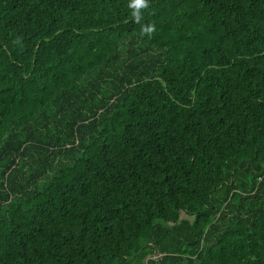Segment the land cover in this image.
<instances>
[{
    "label": "trees",
    "instance_id": "1",
    "mask_svg": "<svg viewBox=\"0 0 264 264\" xmlns=\"http://www.w3.org/2000/svg\"><path fill=\"white\" fill-rule=\"evenodd\" d=\"M129 3L0 0V264H264V0Z\"/></svg>",
    "mask_w": 264,
    "mask_h": 264
},
{
    "label": "clouds",
    "instance_id": "2",
    "mask_svg": "<svg viewBox=\"0 0 264 264\" xmlns=\"http://www.w3.org/2000/svg\"><path fill=\"white\" fill-rule=\"evenodd\" d=\"M129 7L132 8L133 16L139 18L140 16V9H147L149 7V0H130ZM155 31L154 25H147L142 28V35L147 34L149 37Z\"/></svg>",
    "mask_w": 264,
    "mask_h": 264
},
{
    "label": "rangeland",
    "instance_id": "3",
    "mask_svg": "<svg viewBox=\"0 0 264 264\" xmlns=\"http://www.w3.org/2000/svg\"><path fill=\"white\" fill-rule=\"evenodd\" d=\"M180 218L181 219H187V220H191V218L190 217H187V216H185L184 214H180Z\"/></svg>",
    "mask_w": 264,
    "mask_h": 264
}]
</instances>
